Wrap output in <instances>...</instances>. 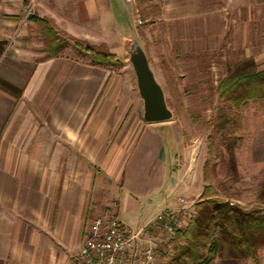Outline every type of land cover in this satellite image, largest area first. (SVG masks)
I'll return each mask as SVG.
<instances>
[{"label":"crops","instance_id":"1","mask_svg":"<svg viewBox=\"0 0 264 264\" xmlns=\"http://www.w3.org/2000/svg\"><path fill=\"white\" fill-rule=\"evenodd\" d=\"M216 2L157 0V10L179 34L182 12L213 11ZM30 8L56 31L106 43L114 54L133 33L129 0H0V264H63L113 201L116 216L135 229L167 208L194 210L191 197L200 193L173 123L143 120L126 66L48 56L34 39L37 23L25 20ZM162 128L175 149L166 148ZM258 255L264 264V247Z\"/></svg>","mask_w":264,"mask_h":264},{"label":"rangeland","instance_id":"2","mask_svg":"<svg viewBox=\"0 0 264 264\" xmlns=\"http://www.w3.org/2000/svg\"><path fill=\"white\" fill-rule=\"evenodd\" d=\"M129 1L134 3L130 12L132 38L120 42L113 51H118L115 55L132 74L137 88L127 48L134 39L140 42L172 112L167 121L179 133L182 163L194 178L192 182L197 185H193L194 190L200 193L206 184L202 170L206 163L207 182L219 197L227 196L247 207L264 206V96L241 101L235 107L226 98L220 99L217 92L220 82L245 60L253 61L257 71H264V0H217L213 11L182 12L177 23L184 33L179 34L175 23L169 26V19H161L157 0L141 4L144 15L136 0ZM32 12L31 8L26 9L25 20L33 16ZM34 29L38 31L37 27ZM125 30L128 31L127 27ZM17 35V30L11 35L12 44ZM193 38H198L196 44L189 42ZM34 39L43 49L41 34ZM59 54L89 61L72 43L61 48ZM220 113L227 118L223 128L219 127ZM162 131L168 135L166 148L175 149L170 130L162 128ZM193 196L191 200L198 201V195ZM168 209L186 210L190 220L194 215V210L187 207L164 210ZM177 238L159 252L163 255L156 264H168ZM220 259L223 258H216L212 264ZM236 260L239 264H255L251 259Z\"/></svg>","mask_w":264,"mask_h":264},{"label":"trees","instance_id":"3","mask_svg":"<svg viewBox=\"0 0 264 264\" xmlns=\"http://www.w3.org/2000/svg\"><path fill=\"white\" fill-rule=\"evenodd\" d=\"M136 1L144 15L141 4L148 5L149 0ZM30 19L38 25L37 30L44 41L43 49L48 56L58 55L61 48L72 43L89 57L91 65L109 70L122 68V61L109 51L105 43L90 44L71 35L62 36L56 31L54 21L47 17L31 16ZM245 61L235 66L217 87L218 97L226 98L235 107L241 101L264 96V71H257L253 61ZM218 118L219 127L223 128L227 118L223 113ZM202 170L206 184L194 205V215L187 230L178 238L177 233L173 239L177 238V243L172 248L168 264H212L216 258L251 259L256 264L258 251L264 246V206L247 207L227 196L219 197L216 189L207 182L206 163ZM161 255L158 254L154 264Z\"/></svg>","mask_w":264,"mask_h":264},{"label":"built area","instance_id":"4","mask_svg":"<svg viewBox=\"0 0 264 264\" xmlns=\"http://www.w3.org/2000/svg\"><path fill=\"white\" fill-rule=\"evenodd\" d=\"M116 207L113 201L103 216L90 220L80 247L63 264H154L165 245L184 233L191 221L188 211L168 209L135 229L116 216Z\"/></svg>","mask_w":264,"mask_h":264},{"label":"water","instance_id":"5","mask_svg":"<svg viewBox=\"0 0 264 264\" xmlns=\"http://www.w3.org/2000/svg\"><path fill=\"white\" fill-rule=\"evenodd\" d=\"M127 50L138 93L142 99L143 120L147 123H157L171 119L172 112L167 106L163 89L150 68L140 42L134 39L130 42Z\"/></svg>","mask_w":264,"mask_h":264}]
</instances>
